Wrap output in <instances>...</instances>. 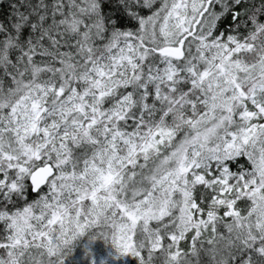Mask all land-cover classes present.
Returning <instances> with one entry per match:
<instances>
[{
	"label": "snow or ice",
	"instance_id": "1",
	"mask_svg": "<svg viewBox=\"0 0 264 264\" xmlns=\"http://www.w3.org/2000/svg\"><path fill=\"white\" fill-rule=\"evenodd\" d=\"M0 264H264V0H0Z\"/></svg>",
	"mask_w": 264,
	"mask_h": 264
}]
</instances>
